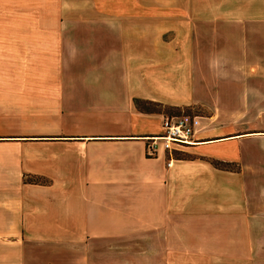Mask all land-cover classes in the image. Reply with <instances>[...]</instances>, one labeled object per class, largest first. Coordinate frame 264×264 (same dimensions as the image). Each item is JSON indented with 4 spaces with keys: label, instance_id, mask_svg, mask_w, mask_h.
I'll use <instances>...</instances> for the list:
<instances>
[{
    "label": "crops",
    "instance_id": "obj_1",
    "mask_svg": "<svg viewBox=\"0 0 264 264\" xmlns=\"http://www.w3.org/2000/svg\"><path fill=\"white\" fill-rule=\"evenodd\" d=\"M255 7L0 0V264L264 263ZM140 101L193 117L170 165Z\"/></svg>",
    "mask_w": 264,
    "mask_h": 264
},
{
    "label": "built area",
    "instance_id": "obj_2",
    "mask_svg": "<svg viewBox=\"0 0 264 264\" xmlns=\"http://www.w3.org/2000/svg\"><path fill=\"white\" fill-rule=\"evenodd\" d=\"M193 133V117L190 114H164L161 131L150 137L146 152L153 156L158 146L161 145L168 154L167 165H170L176 152H180L181 147L192 141Z\"/></svg>",
    "mask_w": 264,
    "mask_h": 264
},
{
    "label": "rangeland",
    "instance_id": "obj_3",
    "mask_svg": "<svg viewBox=\"0 0 264 264\" xmlns=\"http://www.w3.org/2000/svg\"><path fill=\"white\" fill-rule=\"evenodd\" d=\"M142 8L146 9L148 11L149 7H142ZM87 9L88 8H87L86 4L79 5L78 6V11H79L78 17H83V18L86 17L85 12H86ZM259 13H264V7H255V14H259ZM137 108L141 109V110H147V111H156V112L163 111L164 114H168L169 113L168 115L187 113V112H184V111H180V109H177V108H165V107H162L159 104L150 103V102H146V101L138 102ZM184 109L188 110L187 108H184ZM253 125H255L257 127L264 125V118L260 119L259 121L254 122ZM175 156L182 157L184 155H182L181 153H178ZM186 264H200V263H198V262H194V263L193 262L192 263L188 262ZM201 264H212V263L207 262V263H201ZM217 264H225V263H217ZM255 264H259V263H255ZM261 264H264V263H261Z\"/></svg>",
    "mask_w": 264,
    "mask_h": 264
},
{
    "label": "trees",
    "instance_id": "obj_4",
    "mask_svg": "<svg viewBox=\"0 0 264 264\" xmlns=\"http://www.w3.org/2000/svg\"><path fill=\"white\" fill-rule=\"evenodd\" d=\"M137 105H138V103H137ZM178 153H180V152H176V154H178ZM176 154H175V155H176ZM175 157H177V156H175ZM213 164H214L215 166L219 167V168H224V167H225V164H223V163H221V162L213 161Z\"/></svg>",
    "mask_w": 264,
    "mask_h": 264
}]
</instances>
